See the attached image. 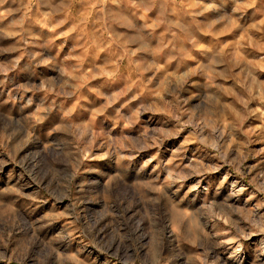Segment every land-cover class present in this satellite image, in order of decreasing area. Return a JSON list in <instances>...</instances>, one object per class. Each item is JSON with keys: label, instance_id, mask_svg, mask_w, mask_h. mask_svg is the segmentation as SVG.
<instances>
[{"label": "clouds", "instance_id": "clouds-1", "mask_svg": "<svg viewBox=\"0 0 264 264\" xmlns=\"http://www.w3.org/2000/svg\"><path fill=\"white\" fill-rule=\"evenodd\" d=\"M0 264H264V0H0Z\"/></svg>", "mask_w": 264, "mask_h": 264}]
</instances>
